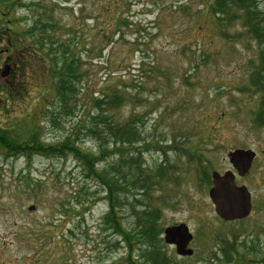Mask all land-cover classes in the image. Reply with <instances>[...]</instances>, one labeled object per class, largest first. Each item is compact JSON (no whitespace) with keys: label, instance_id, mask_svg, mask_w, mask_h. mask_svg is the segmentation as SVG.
Segmentation results:
<instances>
[{"label":"rangeland","instance_id":"374dc122","mask_svg":"<svg viewBox=\"0 0 264 264\" xmlns=\"http://www.w3.org/2000/svg\"><path fill=\"white\" fill-rule=\"evenodd\" d=\"M31 1L41 8L18 7ZM259 1L264 5V0ZM208 2L0 3L2 13H7L8 5L15 6L0 23V27L6 26L11 20L15 38L25 32L29 22L48 17L58 26L55 31L61 40L77 37L75 49L85 75L77 83L73 117L56 112L52 122L55 99L50 94L45 103L38 99L49 72L40 66L45 77L38 82L32 49L30 71L19 70L15 89L21 88L19 83L30 84L26 104H22L29 117L26 127L30 131L37 126L41 143L58 144L71 134L83 149L95 151L89 139L92 135L78 121L81 118L87 125L91 95H107L110 87L123 85L126 95L115 117L119 121L138 119L141 141L133 146L140 164L151 177L153 169L162 166L166 176L176 180L152 185L143 193L136 191L141 205L125 195L129 206L117 211L118 221L125 232L131 231L136 223L132 205L136 212L157 208L158 228L186 224L193 236L191 257H178L173 247L163 243L162 234L159 236L161 252L171 264H224V248L234 250L235 255L249 252L256 260L264 255V124L256 119L258 96L242 91L257 53L252 47L245 48L242 38L226 42L213 32L204 10ZM120 18L125 24L122 20L116 24ZM235 31L236 27L228 29L230 35ZM22 37L26 43V36ZM22 106L16 102L14 112L0 110V127L19 121ZM124 147L125 151L130 148ZM235 149H252L257 154L251 172L237 182L250 191L252 211L242 221L223 223L208 199L209 186L201 180L203 173L223 174L231 169L227 155ZM125 151L127 158L130 154ZM132 152L129 150L134 155ZM118 159L107 157L106 161ZM123 170L128 171L126 166ZM30 205L35 206L33 211L27 210ZM107 210L104 193L73 157L10 154L0 148V264H145L133 247L128 261L127 245L102 221ZM246 239L249 242L244 246ZM250 246H254L252 252Z\"/></svg>","mask_w":264,"mask_h":264},{"label":"trees","instance_id":"16d2710c","mask_svg":"<svg viewBox=\"0 0 264 264\" xmlns=\"http://www.w3.org/2000/svg\"><path fill=\"white\" fill-rule=\"evenodd\" d=\"M9 0H1L5 3ZM259 0H209L205 6V13L210 19L213 32L226 42L230 39H244L242 43L245 48H254L256 50L257 59L252 63V69L248 74V84L242 89L243 92L252 93L254 97L259 99V111L256 113L259 125L264 124V5H260ZM15 8L14 4L10 5ZM18 7H28L35 9L38 7L36 3H20ZM41 8V5H40ZM37 8V9H40ZM42 9H45L44 7ZM121 18L118 19L117 25H120ZM125 24V20H122ZM209 22V20H208ZM118 27V26H117ZM237 28L234 35H230L229 28ZM12 34L10 29H5ZM58 26H54V22L48 18H37L32 23L26 24L25 32L19 33L18 45L23 47V51H19V67L18 71L29 70L31 66V57L29 50L35 52V68L39 71L38 82L45 77L44 72L38 69L44 66L49 75L46 76L44 85H41L38 92V99L45 103V98L52 96L55 101L51 104L52 109L51 120L54 122L58 114L73 117V107L77 93L79 92L77 83L85 75L83 63L80 55L76 52V36L68 37L67 40H61L56 31ZM60 30V29H59ZM13 35V34H12ZM26 36L25 39L22 36ZM21 37L23 39H21ZM21 41V43H20ZM12 45V40L7 39ZM74 46V47H73ZM76 46V47H75ZM39 64V65H38ZM32 67V66H31ZM20 75H18L19 80ZM19 90L15 89V84L0 85V103L2 110L9 109L8 112H14L16 102L20 107L28 96V82L19 83ZM123 85L116 84L110 87V93L107 95H99L93 97L91 95L88 104L90 110L86 113L89 121L87 125L80 118L78 125L90 133L89 139L94 143L95 151L83 149L71 134H67L58 144L47 145L41 143L37 136L36 129H30L26 126L29 121L28 115H25V107L22 106L21 119L13 120L7 128L0 127V148L6 150L10 154L21 155H43L47 157L66 156L73 157L82 165V169L86 173L87 178L92 180L100 187V191L104 193V200L107 203V212L103 216L108 229L114 230L116 236H119L129 249L128 261L130 262L132 247L139 251L140 257L144 259L145 264H168V260L164 258L161 252V235L163 229L158 228L160 219V211L157 208H146L136 212L135 206L130 205L136 223L131 231L125 232L121 227L117 211L128 205L125 195L133 198V202L141 205V201L135 198V192L143 193L150 190L152 185H162L163 182L173 181L176 178H168L166 176V168L160 166L153 169L152 177L144 170L137 157V150L134 144L141 141V135L137 127V118L119 121L115 116L117 109L123 104V96L126 95L125 90L121 89ZM74 100V102H73ZM25 103V102H24ZM79 103V100H78ZM26 104V103H25ZM79 109H81L79 107ZM83 113V111H82ZM23 116V117H22ZM32 133V135H30ZM29 135V136H28ZM129 145L127 151L124 147ZM134 155L129 153V150ZM124 151L127 158L124 157ZM186 151V150H185ZM132 152V154H133ZM187 152V151H186ZM196 154V153H193ZM191 155L197 159L196 155ZM109 155V156H108ZM119 158L116 161H106L107 157ZM199 161V160H198ZM128 171L124 172V166ZM151 171V170H150ZM199 172V170H198ZM205 182L209 184L210 174L203 173ZM164 185V184H163ZM27 186H29L27 184ZM133 192V193H132ZM63 208V207H62ZM104 225V224H103ZM257 237H255L256 239ZM258 240V239H256ZM251 241H253L251 239ZM247 245L248 239L244 240ZM250 246L249 250L252 252ZM246 249V248H243ZM248 250V249H247ZM134 251V250H133ZM132 251V253H133ZM224 264H264V255L256 260L244 253L243 255H235L234 250L224 248L221 252ZM246 254V255H245ZM171 264V263H170Z\"/></svg>","mask_w":264,"mask_h":264},{"label":"water","instance_id":"95a60500","mask_svg":"<svg viewBox=\"0 0 264 264\" xmlns=\"http://www.w3.org/2000/svg\"><path fill=\"white\" fill-rule=\"evenodd\" d=\"M9 66L4 65L1 76L8 74ZM228 162L235 170L238 177H244L252 167L255 152L251 149H235L228 153ZM235 175L232 171H225L223 174L213 171L211 173V188L208 191V198L213 204L215 215L224 222L242 220L251 211V193L245 185L235 184ZM34 205L27 210L33 211ZM192 239L188 227L185 224L166 227L163 232L165 244L173 245L175 253L180 257L191 256L192 249L188 247Z\"/></svg>","mask_w":264,"mask_h":264},{"label":"flooded vegetation","instance_id":"af4514ba","mask_svg":"<svg viewBox=\"0 0 264 264\" xmlns=\"http://www.w3.org/2000/svg\"><path fill=\"white\" fill-rule=\"evenodd\" d=\"M11 10H12V8H10L9 5L6 9L7 13H5V12L2 13L0 10V23L3 24V17L7 16L9 14V11H11ZM10 24H11V20H7L6 26L2 25V27H0V47H2V48H0V85L15 84L16 83V81L18 79V75H19V71H18L19 57H20L19 51L24 50L23 47H20L18 45L17 37L15 38L12 34H10L11 32L5 30V29L11 28ZM7 39L12 40V45H10L7 42ZM4 65H8L9 70H8V74L5 77H2L1 73H2V69H3ZM253 166H254V164H253ZM253 166H252L251 170L253 169ZM228 170L235 173V171L232 168L228 169ZM239 180L240 179L238 177H235L234 181H235L236 185H241V184H237V182ZM201 182H202V184H207V186H209V188H210V186H211V174H210L209 184L207 182H205V179L201 180Z\"/></svg>","mask_w":264,"mask_h":264}]
</instances>
